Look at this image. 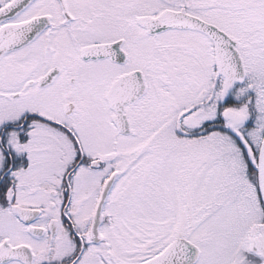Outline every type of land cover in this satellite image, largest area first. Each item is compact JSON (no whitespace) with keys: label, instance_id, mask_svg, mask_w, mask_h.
<instances>
[{"label":"snow or ice","instance_id":"obj_1","mask_svg":"<svg viewBox=\"0 0 264 264\" xmlns=\"http://www.w3.org/2000/svg\"><path fill=\"white\" fill-rule=\"evenodd\" d=\"M0 264H264V0H0Z\"/></svg>","mask_w":264,"mask_h":264}]
</instances>
